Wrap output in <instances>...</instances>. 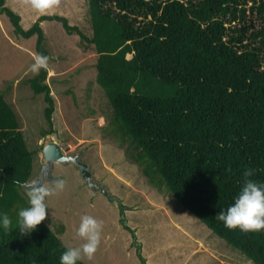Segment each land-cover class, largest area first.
<instances>
[{"label": "trees", "instance_id": "trees-1", "mask_svg": "<svg viewBox=\"0 0 264 264\" xmlns=\"http://www.w3.org/2000/svg\"><path fill=\"white\" fill-rule=\"evenodd\" d=\"M7 1L0 0V16L9 18L15 35L37 37V54L51 57L44 22H59L94 47L113 125L123 130L144 173L160 176L185 210L264 264V233L229 230L216 219L239 192L245 169H255L253 178L264 182V1L89 0L91 38L58 15H43L24 30ZM250 2L262 25L250 35L241 28L237 36L232 23ZM48 75L42 69L25 83L44 96L53 134ZM20 128L0 91V211L14 221L29 206L21 191L32 180L37 154ZM66 248L45 221L26 235L0 232V264H60ZM137 256L148 264L139 245Z\"/></svg>", "mask_w": 264, "mask_h": 264}, {"label": "rangeland", "instance_id": "rangeland-1", "mask_svg": "<svg viewBox=\"0 0 264 264\" xmlns=\"http://www.w3.org/2000/svg\"><path fill=\"white\" fill-rule=\"evenodd\" d=\"M7 6L21 16L24 30L43 15H58L88 37L93 35L89 0H60L43 15L27 0H8ZM252 6L250 2L232 23L235 35L241 28L250 35L261 27ZM42 27L51 55L47 82L56 105L53 134H48L44 96L35 95L25 83L38 75L30 71L37 37L15 35L9 18L0 16V91L15 110L29 149L37 151L30 182L46 164L44 148L57 143L64 154L80 155L94 181L107 190L94 192L75 165H54V181L62 179L66 187L48 198L45 223L63 243L68 248L83 243L76 229L80 218L90 215L103 222V233L94 259H84L86 264H141L137 245L148 264H256L185 210L160 176L144 173L123 130L113 125L110 101L97 83L94 47L82 44L76 34L68 35L59 22H44ZM45 186L51 187V182ZM29 188L21 191L27 201Z\"/></svg>", "mask_w": 264, "mask_h": 264}, {"label": "clouds", "instance_id": "clouds-1", "mask_svg": "<svg viewBox=\"0 0 264 264\" xmlns=\"http://www.w3.org/2000/svg\"><path fill=\"white\" fill-rule=\"evenodd\" d=\"M33 9L45 14L60 3V0H27ZM30 71L34 75L43 69H49L51 57L35 54ZM256 170L245 169L243 183L232 203L221 210L216 219L229 230H239L244 233H264V182L254 179ZM48 182H45L47 184ZM45 184H33L27 191L28 207L18 211L15 221L5 212L0 211V232L9 233L17 229L22 234L36 230L48 215L47 200L65 190L66 183L59 179L51 182V187ZM103 233V222L90 215L80 218L76 235L83 241L79 247L66 248L60 255V264H80L87 259L92 261L97 253Z\"/></svg>", "mask_w": 264, "mask_h": 264}, {"label": "water", "instance_id": "water-1", "mask_svg": "<svg viewBox=\"0 0 264 264\" xmlns=\"http://www.w3.org/2000/svg\"><path fill=\"white\" fill-rule=\"evenodd\" d=\"M44 157L46 160V166H44L42 170V175L41 177L36 181V182H30L27 183L26 186L31 187L33 184H43L44 183V176L49 175V170L51 168V165L53 164H62V165H75L82 173L83 178L85 181L89 184V187L94 191H103L104 193H107V190L104 188H100L99 184H97L93 177L92 174L90 173L88 165L83 163L81 161V156L80 155H66L64 154L61 146L57 143H52L47 145L44 148Z\"/></svg>", "mask_w": 264, "mask_h": 264}, {"label": "flooded vegetation", "instance_id": "flooded-vegetation-1", "mask_svg": "<svg viewBox=\"0 0 264 264\" xmlns=\"http://www.w3.org/2000/svg\"><path fill=\"white\" fill-rule=\"evenodd\" d=\"M57 164V163H56ZM47 164H45L44 166H46ZM54 165L55 164H53V165H51V168H50V170H49V175H45L44 176V183L43 184H45V182H53L54 181V179H53V177H52V173H53V171H54ZM44 168V167H43ZM43 168H42V170H43ZM42 170H41V173H40V176L39 177H37L36 179H33V181L34 182H36L40 177H41V175H42ZM32 181V182H33Z\"/></svg>", "mask_w": 264, "mask_h": 264}]
</instances>
